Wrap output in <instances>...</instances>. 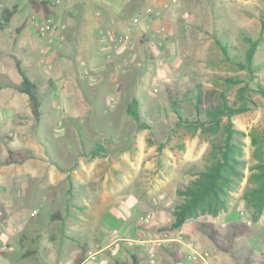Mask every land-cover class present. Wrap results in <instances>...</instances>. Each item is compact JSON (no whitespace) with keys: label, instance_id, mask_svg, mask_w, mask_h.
<instances>
[{"label":"rangeland","instance_id":"1","mask_svg":"<svg viewBox=\"0 0 264 264\" xmlns=\"http://www.w3.org/2000/svg\"><path fill=\"white\" fill-rule=\"evenodd\" d=\"M66 1L63 7L81 11L80 4ZM163 1L141 0L137 6L144 12L145 7L158 8ZM144 14H129L124 21L139 17L126 44L131 56H126V50L114 59L113 69L107 66L109 71H103L104 76L95 81L87 71L88 80L74 83L76 70L86 69V64L76 67L74 56L82 54L77 53L75 44L66 62H53L50 68L53 78L72 79L64 91L53 80L46 83L36 62L21 54V67L37 86L41 112L36 121L31 112L21 111L17 118L23 127L5 118L11 103L3 98L18 72L14 61L1 55L6 50L22 51L18 40L14 45L2 44L0 160L8 148L27 150L31 156L20 165H0V186L14 180L20 183L28 176L30 183L49 184L61 196L60 207L64 201L75 206L77 217L64 220L63 232L52 243L60 264H72L82 244L98 252L99 264L130 263L131 251L141 264H262L264 210L254 218L243 192L250 187L246 177L255 162L251 135L258 134L264 144V98L254 91L258 83L264 87V0H178L158 17ZM78 15L72 18L75 27ZM11 22L15 28L16 23ZM142 23L148 28L135 33L134 27ZM161 24L168 32L166 39L155 31ZM105 27L98 29L101 36H106ZM1 34L10 37L6 30ZM81 37L78 45L82 48L86 39ZM250 37L258 42L251 63L254 74L236 64L244 59L245 38ZM220 41L226 44L228 55ZM197 85L209 96L201 99L198 110L193 104ZM242 86L247 88L240 97L237 88ZM220 91L230 102L249 107L231 118L233 127L244 134L239 136L243 178L228 192L226 210L216 215L198 213L172 228L173 209L181 198L178 188L205 168L212 145L221 136L199 126L177 124V116L204 120L207 106L216 102ZM174 97L177 110L171 105ZM132 99H136L140 120L145 123L141 127L126 112ZM11 200L18 210L20 199ZM39 216L50 222L44 212ZM147 216L149 221L144 222ZM235 220L247 223L250 229L234 239L229 251L219 250L200 230V223L211 222L223 238L228 224ZM44 224L40 227L46 228ZM116 247L117 252L110 256ZM57 261L49 258L47 264Z\"/></svg>","mask_w":264,"mask_h":264},{"label":"crops","instance_id":"2","mask_svg":"<svg viewBox=\"0 0 264 264\" xmlns=\"http://www.w3.org/2000/svg\"><path fill=\"white\" fill-rule=\"evenodd\" d=\"M36 1L41 2L40 0ZM63 1L66 0H61V2L51 7L46 5L41 7L38 4L37 6L33 5L31 0H0V47H2L3 43H12L14 45L17 42L16 40H18L20 46L18 48L22 51L19 53L15 50L16 54L6 50L4 52L1 51V55L12 60L13 57L19 59L21 54L31 57L34 63L36 62L38 74L42 75L46 83L53 80L56 86L59 85L61 87L59 88L60 91L62 88L64 91L66 85L71 84L72 79L67 77V79L61 81V79L53 78V74L50 71L53 62L60 63L62 60L66 62L70 56L69 50L75 44L77 53L82 54L81 56H74L76 67L86 64V69L83 71L76 70V76L74 74L73 77L74 83L82 84L85 78L88 80L86 77L87 71L92 74L90 79H100L101 75L104 76L103 71L108 72L110 67L113 69L114 59L121 57L126 50L128 51L127 57L131 56V53L128 45H126L128 42L120 44L115 37L103 36V34L101 36V30L98 29L106 26L105 28H112L114 32H118V29L122 30L124 21L129 14H144L139 5L137 6L141 0H69L70 3L81 5L82 9L80 12L69 7H63ZM8 12L10 13L8 20H3ZM48 13L53 14L54 23L58 27V29L53 31L56 37L59 34V27L61 25L64 26V43L60 49H57L54 44L49 45L45 39L46 37L38 33L36 22L42 20L44 15ZM77 15L79 21H77L78 26L75 27L72 18H76ZM145 16L147 15L144 14ZM11 21L16 23L15 28L11 27ZM145 27L147 26L142 23V25L135 26L134 31L137 33L139 28ZM4 30H6L7 35H10L9 38L1 34ZM82 35L86 42L81 48L78 44L80 40H83ZM19 62L21 66L20 59ZM11 82V90L7 93L6 98H3L8 103H11L9 108L11 111L5 113V118L17 121L18 126L21 127L22 120L18 119L17 115L21 111L26 113L31 111L26 95L18 90L20 85L19 73ZM1 90L2 87L0 86ZM0 100L2 99L0 98ZM5 138L9 137L4 136ZM25 180L20 183L16 182V180L12 183L3 182L2 186H0V264H47L49 258L51 261H57L59 255L56 252L58 249L52 243L63 232L61 225H64V220L68 217H77L75 206L67 203L64 199L63 206L60 207L61 196L59 194L56 195L57 192H53L49 184L30 183L31 179L28 176ZM8 191H11V193ZM11 198L20 199L21 205L17 206L18 210L13 206ZM20 206H22L21 209ZM26 206H28L27 209ZM61 209L64 211L61 212ZM40 212H44L46 214L45 217L50 222L42 219L39 216ZM42 223H45L46 228L40 227ZM58 227L59 230L57 229ZM61 235L65 234L62 233ZM67 236L69 237V235ZM97 246L95 245V247ZM101 248L96 249L99 251ZM87 250L95 249L86 248ZM111 250L113 253H110V256L117 252V247ZM86 251L84 257L86 256ZM79 252L80 250L75 252L73 262ZM97 254L98 252H96ZM131 254H134L133 251H131ZM56 263L60 264V261ZM94 263L99 264L100 262L96 260Z\"/></svg>","mask_w":264,"mask_h":264},{"label":"trees","instance_id":"3","mask_svg":"<svg viewBox=\"0 0 264 264\" xmlns=\"http://www.w3.org/2000/svg\"><path fill=\"white\" fill-rule=\"evenodd\" d=\"M33 5L45 6L43 2L31 0ZM10 13L4 16L3 20H8ZM248 43L244 51V59L237 61L236 64L241 66L242 69L253 73V66H251L255 46L258 43L256 39L245 38ZM221 48L224 53L228 55L226 44L220 41ZM16 69L20 76V85L18 90L24 93L27 97V102L31 111L32 117L37 121L40 117V97L36 84L31 81L24 69L21 68L19 59L13 57ZM254 74V73H253ZM227 81H232L230 78ZM239 81V80H238ZM236 82V81H233ZM246 86L237 88V96L243 95L242 92L246 90ZM195 90L194 105L198 110V106L202 102L201 99H207L209 96L203 92L202 88L197 85ZM255 92L264 98V87L256 85ZM176 97L171 98L172 107L177 110L178 103ZM249 107L247 104L229 101V97L222 91L217 93L215 103H210L205 110V119L198 117L194 121L184 119L182 115L177 116V124H186L188 128L196 129L198 126L205 131L220 132V140L218 143L213 144L209 154V163L203 170L195 172L194 177L183 187L177 190L178 195L181 197L177 203L176 208L173 209V222L172 228L182 226L185 220L192 215L198 213H208L216 215L222 210L227 208V197L230 189L243 178L244 162L241 159L242 155V141L240 135H244L239 129L233 127L231 118L238 114L247 111ZM126 112L136 124L141 127L145 125L140 120L141 113L138 110L136 99H132L127 103ZM251 144L254 145L252 157L255 159L254 164L250 167V173L247 175V182L250 187L243 192V200L247 207L253 209V217L258 218L260 213L264 210V144L263 140L259 138L258 134H252L250 137ZM31 153L27 150L7 149V153L0 160V165L23 164ZM250 229V226L240 220L232 221L228 224L223 238L220 237L218 228L211 222L200 223V230L208 239L215 244L219 250L229 251L232 247L233 241L236 237L245 236ZM86 245L80 246V252L76 256L73 264H81L84 260ZM131 262L116 260L113 264H141L140 259L136 254H131ZM264 264V262L262 263Z\"/></svg>","mask_w":264,"mask_h":264},{"label":"built area","instance_id":"4","mask_svg":"<svg viewBox=\"0 0 264 264\" xmlns=\"http://www.w3.org/2000/svg\"><path fill=\"white\" fill-rule=\"evenodd\" d=\"M41 2H43L46 6H53L58 4L59 2H61V0H40ZM178 0H164L161 5L158 8H150V6H147L144 8V13L145 15L149 16V17H158L162 11H164L165 9L169 8L171 5H174L177 3ZM55 19L53 14L48 13L46 15H44L43 19L40 20L39 22H36V26H37V30L39 35L47 37V41L51 44H54L56 46L57 49L62 48L63 46V39H64V26L61 25L59 27V34L56 37L55 33L53 32L55 29H58L57 25L54 23ZM139 22V17H134L133 19H131L129 22L125 23L124 25V29L122 32H114L111 28H107L104 31V34L107 36H112L115 37L118 41L117 42H127L130 40V32L132 29V25L134 23ZM156 32H159L160 36L162 39H166V37H168V32L165 28V25H158L155 28ZM93 81H95V79H92ZM144 222H148L149 221V217H143ZM96 252L95 250H87L86 251V256L83 260V262L85 261H93L95 262L96 260ZM81 262V264L83 263Z\"/></svg>","mask_w":264,"mask_h":264}]
</instances>
